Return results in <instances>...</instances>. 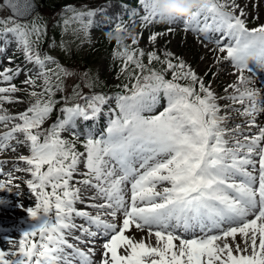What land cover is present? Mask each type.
Instances as JSON below:
<instances>
[{
  "label": "snow or ice",
  "instance_id": "snow-or-ice-1",
  "mask_svg": "<svg viewBox=\"0 0 264 264\" xmlns=\"http://www.w3.org/2000/svg\"><path fill=\"white\" fill-rule=\"evenodd\" d=\"M200 2L203 7L194 9L190 17L179 18L163 16L159 0H138L145 12L140 16L141 26L157 20H180L185 31L211 39L224 54L222 60L239 72L236 82L228 85L233 90L230 95L218 98L190 65L183 60L174 62L171 52L161 59L155 51L146 54L124 45L120 36L131 37L136 45V34L116 23L114 56L122 60L121 72L131 66V87L123 84L114 97L84 96L75 85L73 95L85 103L69 105V98L64 97L63 119L45 130V121L60 103L56 92L64 91V79L73 73L51 55H40L41 26L20 22L34 11L35 0H0V10L9 11L7 17H0V40L7 43L10 34L25 59L39 69L22 82L30 89V103L15 115L8 114L4 104L23 102L13 94L24 89L11 83L20 70L0 71V83L8 84L0 87V124H12L0 133V151H15L8 143L12 140L29 148L30 154L20 155L18 160L27 165L24 171L31 176L27 186L37 201L26 209L35 226L22 233L16 251L0 249V264H74L77 259L80 264H92L94 248L85 252L69 242L76 230L88 238L105 237L100 264H264V126L257 121L264 113V90L249 87L254 82L244 75L245 70L251 71V62L264 67V24L249 29L244 9L236 0ZM65 11L72 13L64 19L65 31L73 22L80 25L73 33L83 30L87 34L97 14L95 9L77 10L72 5ZM159 35L163 33H152L150 42ZM61 48H65L63 43ZM145 55L147 65L143 63ZM153 62L162 67H151ZM161 99L165 106L157 112ZM218 99L241 107L222 108ZM109 101H114V107L108 109L103 133L76 130L77 119L98 118ZM222 111H234L245 119L227 128L230 115H221ZM64 131L71 132V140L63 138ZM8 175L11 183V173ZM4 189L5 183L0 181V191ZM82 189L94 190V195L87 197L90 202L82 197ZM77 203L97 214L77 209ZM118 217L122 218L119 225L114 222ZM76 218L84 219L89 227L77 225ZM133 227L147 230L156 245L129 236ZM196 229L203 235L184 238L179 234V230ZM237 235L241 242H236ZM73 239L95 242L81 236Z\"/></svg>",
  "mask_w": 264,
  "mask_h": 264
},
{
  "label": "rangeland",
  "instance_id": "rangeland-1",
  "mask_svg": "<svg viewBox=\"0 0 264 264\" xmlns=\"http://www.w3.org/2000/svg\"><path fill=\"white\" fill-rule=\"evenodd\" d=\"M37 1L41 4L40 0H37ZM245 1L250 5V10H253L256 0H245ZM58 4H56V6L59 8ZM105 5H110L111 10L109 12H104L103 15L101 16L95 15L92 18L93 19L92 25L87 29V34L83 30L73 33L72 29L79 28L80 27L79 23L73 22L69 25V29L72 32L71 49L73 52L71 55L73 54L77 56L80 55L82 58V62L80 64H74V66H75V69L78 71V73L84 78L88 80L94 78L95 80L102 82L103 85L111 89L114 88L115 86H118L119 83L114 77L112 70H111V63H110L111 56L104 48L99 47L98 43L100 41L101 36L104 33L103 28H102L103 26H107L109 24L122 23L127 27L129 32L136 34V38L138 40L137 46L140 49H142L145 53H148L150 51H155L158 55L160 54L163 56L167 52L173 53L175 57L174 60H183L186 65H190L191 68L195 70V72L198 74V76L201 79H203L206 85H209V84L211 85L212 82L217 77L215 69L210 70L214 62H216L217 64L219 63L218 65L226 64L227 67L231 68L234 73L232 74V77H230V84H233L236 82L237 78L233 76L235 75V72L237 71L232 67L230 62L222 60V56L224 55L222 53L221 54H218V53L209 54L208 60L203 62V67H201V64H202V58L200 55L201 48L195 50L194 49L195 44H192V43H190V45L188 46L185 45L182 41L183 39H185V36L181 34L182 32H180L181 30L180 28L177 30V32H174L173 28L171 27V24H169L167 21H159V20L153 23H149L142 27L140 16L145 15V12L142 6L138 3V0H110L105 3L100 4L96 8H90L82 3H78L77 5L74 4L73 7L76 8L77 10L87 11L89 9L97 10L101 6H105ZM243 9L244 10L248 9L247 4L243 6ZM63 10L64 8H59L58 13H61ZM130 12H136L138 13V15L130 16L129 15ZM39 13L40 11L36 13L32 19H34L37 16H42ZM260 15L261 13H253L251 17L246 16V24L249 29L255 28L258 25H260V21H261ZM70 16H72V13L68 12L67 18ZM85 19L87 20V18ZM22 23H25V22H22ZM29 24H31V22ZM169 28H171L172 31H168ZM152 33H163V35H159L155 42H150L149 37ZM38 49H39L41 56H44L45 54L51 55L52 57L55 58L56 62L59 64L58 59L60 58V56L58 55V46H56V43L54 41L48 40L44 46L38 45ZM69 50H70V44H69ZM212 57H213V62H212ZM218 58H220L219 62H218ZM206 64L207 65L210 64L209 68L206 67ZM253 64H255V62H251L250 66H253ZM48 67L55 68L56 65L48 64ZM15 68L16 69L23 68L21 70L20 79H19L21 81V84L18 88L24 89L23 91L18 92V94H14L15 97H19L23 101L22 103H17L18 105H16L15 107L21 108L24 110L29 106V103H30V98L27 95V91H29L30 89L28 88L27 90L28 86L24 85L22 82L25 80L27 75L29 74L34 75L37 71H39V69H37L34 64L29 63L25 58L23 62L16 63ZM245 72H247V74L252 77H254L255 75H258L260 77L259 81L264 82V67L259 66L254 71V73L248 70H245L244 74H246ZM13 80H15V78ZM11 83H13V81ZM37 83L40 84L42 83V81L37 80ZM7 86H8L7 83H4V84L0 83V87H7ZM111 89L108 92H106V96L114 97L116 95L113 93ZM36 91H40V89L37 88ZM57 105H59V103H57ZM164 106H165V101L161 99L157 107V112L162 110ZM112 107H114V101H109L108 104L104 106V111L98 117L101 122L100 124L101 128H104L102 131L99 132V134L103 133L106 128V124L109 119L108 109ZM63 117H64V113H62L61 111L55 112V109H54V111L45 121L43 125V129L45 130L48 129L53 123H55L58 120V118L63 119ZM83 121L84 120L82 119L76 120V125H77L76 130L80 133H84L83 131L84 128L82 127ZM62 136L66 140L72 139L70 131H64L62 133ZM80 139L81 140L84 139L83 135H81ZM77 147L79 148L80 151H83V149L80 147L79 141H77ZM80 168L83 169L84 171L83 164L80 165ZM80 178L82 177H78V179ZM91 190L94 192L93 189ZM1 197H4V196H1ZM12 200L14 201L15 199H12ZM32 200H33L32 206L34 207L37 202L34 194L32 196ZM100 202H97V203H100ZM28 221L31 222V224L29 228H27V230L25 231H28L32 227L35 226L34 221L32 219H29ZM127 234L133 237V235L137 234L136 229L133 227L132 230L128 232ZM202 235L203 234L197 237H200ZM20 238H21V235H19L18 241ZM18 241L15 244L16 246H18ZM240 241H241V236L237 235L236 242H240ZM229 242L230 243L232 242L230 238H229ZM5 246L6 248H8L11 245L5 244L4 241L0 242L1 248L6 249ZM99 260H101V258H99ZM99 260L97 262L92 261V264H100Z\"/></svg>",
  "mask_w": 264,
  "mask_h": 264
},
{
  "label": "bare ground",
  "instance_id": "bare-ground-1",
  "mask_svg": "<svg viewBox=\"0 0 264 264\" xmlns=\"http://www.w3.org/2000/svg\"><path fill=\"white\" fill-rule=\"evenodd\" d=\"M236 2L242 8L245 4H247L248 9L244 10L245 16L247 17H251L253 13H261L260 25L264 24V2L263 0H256L253 10H250V5L245 0H236ZM110 10H111L110 5L101 6L100 8L97 9L96 15L101 16L103 15L104 12H109ZM209 23H211L210 19H209ZM200 26L202 27L203 24L201 23ZM171 27L173 28L174 32H177L179 28L181 29L180 30V32H182L181 34L185 36V39L182 40L185 45L188 46L190 45V43H192V44H195L194 46L195 50L201 48V53H200L201 58H202L201 67H203V62L208 60L209 54H215V53L221 54L217 50L216 43H214L211 39H205L201 34L197 32L185 31L184 25L180 20L178 21L176 20L172 22ZM213 36L216 38H220L222 40L224 39L223 37H221L219 33H214ZM226 42H230V41H226ZM0 52H2L4 56H10L12 53L15 54L13 59H7L1 62L0 71H3L6 68L17 70L15 68V64L24 60L23 50L17 45L16 41L12 38L10 34L8 36L7 43H5L3 40H0ZM212 62H213V57H212ZM218 64L214 62L210 70L215 69L216 71L217 77L211 84V90L219 98V97L228 96L232 93L233 90L231 88H228V85H230V77H232V74L234 72L232 71L231 68L227 67L226 64H220V65ZM209 66L210 64L209 65L206 64V67L209 68ZM250 68L251 70H253V73H254L256 68L254 66H251ZM22 69L23 68L19 69L20 74H21ZM245 73L246 74L244 75L254 82L250 84L249 87L255 88L257 90H264V82L259 81L260 77L258 75H255L254 77H252L248 75L247 72ZM20 74L18 76H15L14 77L15 80H13V83L16 84L17 87H19L21 84V81L19 80ZM238 75H239V72H235V75L233 77L237 78ZM226 88L228 89L227 92H225ZM27 90H28V87H27ZM15 94H18V92ZM217 102L221 105L222 108H225L226 106H230V105L235 108L241 107V105L239 104L232 105V102L228 99H218ZM16 105L18 104L17 103H10V104L5 103L4 108L7 110L8 114H11V115H15L25 110V109L23 110L21 108L15 107ZM220 114L230 115V119L225 125L227 128H233L236 124L241 123L245 119L244 117H241L239 114H237L234 111L231 113H228L227 111H222ZM257 121L261 126H264V113L260 114L257 117ZM11 126H12L11 123H9L7 127H5L4 124H0V133L8 131ZM253 131H256V130L253 129ZM17 138L22 140L23 135L17 134ZM226 138H229V137H226ZM8 143H10L15 148V151H12L11 149L6 150V151H0V169H2L4 173L3 175H0V181H3L5 183V189L3 191H0V242L4 241L5 244H10L11 246H9L8 248H6L5 246L6 249L0 247V249L7 250V251H16L18 246H16L15 244L18 241L19 235H22V233L25 232L27 228H29L31 222H29L28 220L32 219L26 211L27 208L33 207L32 206L33 193L27 186V180L31 179V176L26 171H24L27 165L24 162H21L18 160V157L20 155H29L30 152H29V148L26 145H19L16 143L15 140L9 141ZM17 169H19V171ZM80 171L83 172V169L80 168ZM9 173H11V180H12L11 183H8ZM76 186L79 187L78 184ZM91 195H94V192L91 189H89L86 192L83 191L82 189V197L86 200V203L90 202V201H87V197ZM1 196H4V197H1ZM12 199H15L14 201L16 203ZM95 202L97 203L100 201L97 200ZM75 206L77 209L86 210L90 212L91 215L97 214V211L95 209L87 208L86 204L77 203ZM105 219H111V218L105 217ZM121 219L122 218L118 217L117 220L114 222L119 225L121 223ZM74 222L77 225H84L85 227H89V225L84 219L76 218ZM224 227H227V225H224ZM92 230L96 231L94 227L92 228ZM136 233L137 234L133 235V238L135 240H140L141 238H143L148 244L152 246L156 245L155 237L154 236L149 237L147 230L140 231L136 229ZM198 233H201V232L199 230H196L195 234H192V232H184L183 230H179V234L183 236L184 238L196 237ZM211 234H215V233H211ZM73 236H81L82 240L94 239V241H97L99 243L77 242L76 240L73 239ZM73 236L68 237L69 242L73 243L76 247L80 248L81 250L88 252L89 248L95 249L94 255H91V260L93 262H97L99 258H101V253L103 251L102 244L105 240V237L103 236H98L96 238L84 237L82 236V233L78 230L73 232ZM9 241H12V243H9ZM243 246L244 245L241 243V247ZM66 250L71 252V250L69 249H66ZM74 264H80V261L77 259L74 261Z\"/></svg>",
  "mask_w": 264,
  "mask_h": 264
},
{
  "label": "trees",
  "instance_id": "trees-1",
  "mask_svg": "<svg viewBox=\"0 0 264 264\" xmlns=\"http://www.w3.org/2000/svg\"><path fill=\"white\" fill-rule=\"evenodd\" d=\"M77 0H46V3L42 6L41 14L42 18L38 17L33 21L38 26H41L44 30V34L42 35L45 39H54L58 40L60 51L62 54L61 62L65 65V69H67L69 72L73 73L72 76L67 77L64 79V91L57 93L56 98L57 100H60L62 102V105L65 104L64 97H68L69 100L67 103L69 105L74 103H81L84 104L85 101L78 100L76 96L73 95V87L75 85H79L78 91L81 92L84 96H92L93 94H104L106 91V87L102 85L100 82L94 80V79H86L83 76H81L78 71L75 69L74 64H80L82 62L81 56L77 55H70L72 54L71 49V41H72V32L70 31L69 27L68 30L65 31V25H64V19L66 18V12L63 10L61 13H58V9L61 7H66L67 5H74ZM82 1V0H79ZM84 1V0H83ZM86 2L90 3L91 5H96L98 3H101L106 0H85ZM59 3V4H58ZM58 4L59 8L56 6ZM8 13L6 10H0V17H7ZM115 35L114 31L109 35L107 33L104 35L99 43V46L102 48H105L106 50L110 51L111 53H114L117 51V44L116 39L112 38V36ZM123 44L125 45H131L132 48L139 49L136 45H132L130 43L131 41L128 40L127 36H124ZM64 44L65 48H61V44ZM69 44H70V50H69ZM161 59H164L161 56ZM143 63L147 65V55L143 58ZM113 67L114 71L117 72L116 76L121 77V85L128 83L129 87H131V84L129 82L128 76L129 73L132 71V68L130 66L129 70L124 73L121 72L122 68V60L118 57H114L113 59ZM151 67H154L156 69H160L162 66L158 62H153ZM169 74V73H168ZM180 83H185V81H180ZM90 85V86H86Z\"/></svg>",
  "mask_w": 264,
  "mask_h": 264
},
{
  "label": "clouds",
  "instance_id": "clouds-1",
  "mask_svg": "<svg viewBox=\"0 0 264 264\" xmlns=\"http://www.w3.org/2000/svg\"><path fill=\"white\" fill-rule=\"evenodd\" d=\"M198 7H203L200 0H159L158 4L160 13L165 17L188 18L192 11ZM112 38L116 39V34ZM124 38V36L119 37L121 40Z\"/></svg>",
  "mask_w": 264,
  "mask_h": 264
},
{
  "label": "water",
  "instance_id": "water-1",
  "mask_svg": "<svg viewBox=\"0 0 264 264\" xmlns=\"http://www.w3.org/2000/svg\"><path fill=\"white\" fill-rule=\"evenodd\" d=\"M39 9H40V6L36 3V1H35V3H34V11H32L27 17H24V18H20V20H27V19H29V18H31V16L35 13V12H37V11H39ZM8 11V10H7ZM9 12V11H8Z\"/></svg>",
  "mask_w": 264,
  "mask_h": 264
}]
</instances>
